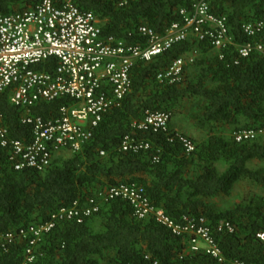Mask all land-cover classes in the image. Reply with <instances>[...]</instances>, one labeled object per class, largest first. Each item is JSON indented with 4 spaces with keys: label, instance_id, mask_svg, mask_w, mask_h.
Listing matches in <instances>:
<instances>
[{
    "label": "trees",
    "instance_id": "1",
    "mask_svg": "<svg viewBox=\"0 0 264 264\" xmlns=\"http://www.w3.org/2000/svg\"><path fill=\"white\" fill-rule=\"evenodd\" d=\"M79 10L92 13L100 22L104 38L128 44L144 42L137 30L146 27L163 34L181 23L180 11L191 12L192 0H72ZM40 0H0V14L11 15L34 8ZM211 11L226 19L233 44L215 50L209 41L188 37L150 63L136 62L131 69V90L120 106L107 113L93 130L91 139L76 153L56 155L43 172L15 171L8 150L0 147V234L46 223L60 208L80 206L99 192L119 184L144 190L151 205L162 209L174 222L184 216L204 218L221 254L227 261L264 264V250L256 241L264 233V195H251L222 212L208 202L218 194L228 196L240 180L264 191V135L254 141L235 143L233 134L264 127V56H238L236 47L248 40L242 26L264 20V0H213ZM260 39L264 41V28ZM179 84L159 83L156 74L179 57L194 54ZM219 54L223 57L219 58ZM55 60L40 69L51 72ZM204 101L197 127L208 131L202 142L192 139L195 151L183 152L170 134L133 131L146 111L177 114L185 101ZM72 102L61 98L34 106L27 112L12 106L9 92L0 94L2 125L12 140H30L31 125L24 115L55 120L59 110ZM226 124L231 136L215 135L218 124ZM125 136L148 143L147 151L125 153ZM103 153V156L100 153ZM158 157L157 163L153 158ZM224 166L219 172L217 166ZM188 167L193 170L187 174ZM220 221L229 222L232 234L218 232ZM26 243L18 241L0 251V264H22ZM32 264H215L205 254H190L186 239L174 237L154 219L139 220L132 206L114 199L100 205L99 212L85 219L58 222L39 244ZM106 264V263H105Z\"/></svg>",
    "mask_w": 264,
    "mask_h": 264
},
{
    "label": "built area",
    "instance_id": "2",
    "mask_svg": "<svg viewBox=\"0 0 264 264\" xmlns=\"http://www.w3.org/2000/svg\"><path fill=\"white\" fill-rule=\"evenodd\" d=\"M212 1L192 0L191 12L181 10L182 22L170 25L163 34L139 27L137 33L144 42L135 44L104 38L98 19L90 12L79 10L72 0H40L29 10L0 14V94L9 92L10 104L26 112L36 105L61 98L73 103L63 106L55 120L24 115L21 122L32 127L28 141L10 139L0 115V147L8 150L13 169L43 172L61 151H80L103 117L119 107L130 92V73L136 62L150 63L188 37L209 41L218 51L231 46L233 41L226 19L212 13ZM263 28L264 20L242 26L243 34L250 40L236 47L240 58L253 53L264 56V41L260 39ZM194 55L174 60L156 74V80L179 84L185 66L193 62ZM51 60L56 62L51 72L40 69ZM170 120L169 113L146 111L142 120L131 124V129L170 134ZM263 135L264 127L241 130L232 137L235 143H244ZM175 140L186 155L194 153L195 145L189 137L176 133L169 142ZM149 148L148 143L132 136H125L120 143L125 153L137 154ZM100 154L103 156L102 152ZM158 160L155 157L152 162ZM114 199L128 202L137 219H154L174 237L186 239L190 254L208 255L215 264H243L223 257L204 218L184 216L176 223L162 209L152 206L144 190L133 184H119L99 192L83 206L76 202L69 208H60L44 224L17 233L0 234V251L24 241L26 250L22 264H32L39 244L58 222L73 220L81 224L98 213L102 203ZM217 231L232 234L234 228L229 222L220 221ZM256 241L264 250V233H258ZM145 259L149 264H160L150 261L148 256Z\"/></svg>",
    "mask_w": 264,
    "mask_h": 264
},
{
    "label": "crops",
    "instance_id": "3",
    "mask_svg": "<svg viewBox=\"0 0 264 264\" xmlns=\"http://www.w3.org/2000/svg\"><path fill=\"white\" fill-rule=\"evenodd\" d=\"M98 23L100 26L99 21H98ZM187 56H185V57H187ZM188 101H185L183 103L180 111L177 114H174L173 116H171L170 129L176 133H179V134H182V135L189 137L191 140L193 139L197 142H202L205 139H207L209 133L207 130L197 127L196 123H197L198 118L204 112V101L202 99H197L196 101L190 100L191 103H196L195 107L192 108L191 110H190V107H188V105H187ZM70 105H73V103H71ZM70 105H68V106H70ZM190 111H192V112H190ZM218 128H223V131H225V132L228 131V133L226 132L225 134L222 133L219 135L225 136V137L231 136L230 128L226 124L219 123ZM217 132L215 131L214 134L218 135ZM254 165H257V166L260 165L259 167H264V163H259L257 161H252L248 164V166L250 168L254 167ZM243 181L246 182L244 184H246L247 186H252L254 189H257L259 191V194H257V195H264L263 189H261L260 187L250 183L247 180L238 181L233 186L231 192H233L236 189V187L239 184H241Z\"/></svg>",
    "mask_w": 264,
    "mask_h": 264
},
{
    "label": "rangeland",
    "instance_id": "4",
    "mask_svg": "<svg viewBox=\"0 0 264 264\" xmlns=\"http://www.w3.org/2000/svg\"><path fill=\"white\" fill-rule=\"evenodd\" d=\"M197 55V54H196ZM196 55H194V59H196ZM196 103H191V101L187 102L188 107H190V110L192 108L195 107ZM192 112V111H190ZM218 131V132H217ZM216 132L218 134H225L226 132L228 133V131H223V128H218ZM68 152H62L59 157H65L67 155ZM217 169L219 170V172H222L224 170V166H217ZM193 168L192 167H188L186 172L187 174H190L192 172ZM246 182H242L241 184H239L236 189L231 192L228 196H224L222 194H218L217 196H215L214 198L210 199L208 202L211 204L213 210L215 212H222L224 210L230 209L232 208L236 203L240 202L242 199L251 196V195H257L259 194V191L257 189H254L252 186H247L246 184H244ZM108 264V260L106 259L105 261H103V264Z\"/></svg>",
    "mask_w": 264,
    "mask_h": 264
}]
</instances>
